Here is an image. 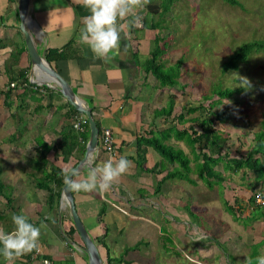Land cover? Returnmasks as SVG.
<instances>
[{"label": "crops", "instance_id": "obj_1", "mask_svg": "<svg viewBox=\"0 0 264 264\" xmlns=\"http://www.w3.org/2000/svg\"><path fill=\"white\" fill-rule=\"evenodd\" d=\"M150 2L148 6L145 0H137L133 12L140 15L143 9L142 18L154 21L156 5ZM19 3L0 0V227L11 231L15 227L12 213L23 212L41 228L39 248L16 257L13 264H89L83 241L73 231L63 192L51 207L45 190L38 188L43 168L55 166L58 173L69 172L85 153L81 156L74 138L82 135L72 126V104L31 61L20 27ZM88 15L83 0H29L26 27L39 54L70 84L84 106L95 107L100 129L108 128L113 134L114 150L106 151L98 141L79 169L80 178L112 157L123 154L132 162L104 192L72 191L103 263L109 264L112 257L111 264H248L249 260L256 264L255 257L264 254V206L254 203V192L250 196L238 191L232 201L220 192L221 207L210 204L207 195L193 193L192 183L186 180L169 178L163 188L159 183L166 170L156 168L161 156L152 147H148L144 166L155 167L154 172L137 168V138L153 125L146 110H153L147 98L152 97L154 87L141 63L154 46L156 30L134 27L130 14L118 21L122 25L119 46L98 57L79 38ZM16 47L23 50L10 62ZM49 49L57 50L62 58L48 61ZM8 64L16 77L18 71L27 70L30 84L20 79L9 89ZM89 138L90 132L80 144L87 146ZM41 144L50 148L39 168L34 161ZM250 177L242 186L246 191H250L247 183L255 184L252 172ZM103 205L106 209L100 219ZM199 234L203 238L194 239ZM99 237H103L101 242H97ZM0 264H6L2 254Z\"/></svg>", "mask_w": 264, "mask_h": 264}, {"label": "rangeland", "instance_id": "obj_2", "mask_svg": "<svg viewBox=\"0 0 264 264\" xmlns=\"http://www.w3.org/2000/svg\"><path fill=\"white\" fill-rule=\"evenodd\" d=\"M145 1L149 6L150 0ZM237 1L239 5L226 0H174L169 11L160 16L163 0H151L156 5L153 8L156 15L153 16L161 22L159 29L155 30L162 37L160 43L165 48L163 57L166 63L182 59L179 81L183 87H159L152 75L149 74L147 78L154 87L152 97L147 98L150 110L154 106L165 105L170 93L176 95L175 113L180 112L183 106H200L195 113L186 114L188 118H214L218 110L230 108V117L224 122L216 120L215 127L226 137L224 151L231 156L247 153L254 143V133L261 128L264 118V51H253L247 61L239 63L237 69H223L229 56L242 44L264 40V0ZM146 9L149 10L148 7ZM144 11L139 10L140 15L145 17ZM240 77H247L251 87H243L239 82ZM214 87L244 90L230 98L218 95L206 98L205 95ZM147 110L149 120L153 115L152 110ZM164 126V118L158 117L149 129ZM169 142L181 146L192 157L190 147L183 141L172 139ZM216 168L222 170V165ZM250 173L243 170L239 173L227 171L224 173L225 180L208 187L196 172H192L191 177L196 181L191 186L192 191L199 196L207 195L210 204L223 207V202L217 200L220 192L226 193L232 201L238 191L248 192L251 196L255 189L264 188V185L253 182L251 185L246 184L250 191L242 187L251 178ZM195 219L198 220L197 216Z\"/></svg>", "mask_w": 264, "mask_h": 264}, {"label": "trees", "instance_id": "obj_3", "mask_svg": "<svg viewBox=\"0 0 264 264\" xmlns=\"http://www.w3.org/2000/svg\"><path fill=\"white\" fill-rule=\"evenodd\" d=\"M226 1L231 4H240L237 0ZM173 2L174 0H163L161 3L162 10L159 15L161 16L169 11ZM160 26V20L154 19V21H149L147 17L144 18L143 28L151 27L153 29H159ZM161 40L162 37L158 33L149 56L141 63V68L158 81L159 87H183L179 81L183 65L182 59L179 58L176 62L167 64L163 57L165 48L161 45ZM24 48L25 46L23 45V49ZM23 49L16 47L12 53L10 62L16 61ZM253 51H264V40H252L242 44L229 56L228 60L223 65V69H237L239 63L247 61L249 55ZM58 58H62V55L58 53L57 50L49 49L47 51L46 59L48 61ZM7 73L10 80L8 85L9 89H12L10 83L20 79V82L24 85L26 84L27 86V84H30L27 70L18 71V76L16 77L8 64ZM242 90H244V88L234 89L230 87H214L209 94L205 95V97L209 98L212 95H218L221 98H230L236 92ZM5 95L7 96L8 92L5 93ZM70 107L72 108L73 116L75 114H84L73 105H70ZM89 108L92 112L95 111L93 105H90ZM175 108L176 95L174 93L168 95L165 105L161 107H153V122L154 119L163 117L165 126L162 129L151 128L150 131L146 133L147 135L141 134L138 136L136 164L139 170L147 173L154 172L155 167L148 169L144 166L148 147H152L161 156L160 162L156 164V168H160L161 172L162 170H166L165 175H163V178L159 183L160 186H162L163 182L169 178L186 180L194 184L196 181L191 177V173L196 172L208 187H212L216 182L226 179L225 172L239 173L242 172V170L245 173L246 171H251L254 174L255 184L264 185V118L261 121V128L254 133V143L247 153L240 156H231L229 152L224 151L226 137H223L219 129L215 127L216 120L224 122L230 117L232 113L230 108L218 110L215 113L214 118L201 116L187 117L186 114L195 113L200 109V106H183L178 113H175ZM96 122L100 127L99 122L97 120ZM187 123H189V125H186ZM18 126L21 128L19 123ZM85 129V133H79L84 140L88 137L90 132L89 121L87 122ZM74 138L80 146L79 149L82 156L86 150V142L80 144L81 138L79 139L78 134H75ZM172 139L183 141L188 147H190L192 157L181 146L169 142ZM49 148V145L41 144V148L38 150V157L34 161L35 166L39 168L41 167L42 159L45 160L46 151L49 150ZM219 164L222 165V170L216 168ZM58 170L59 169L55 166H51L50 169L43 168V181L41 185H38V188L44 189L47 193V202L51 207H54L57 204L64 185V178L68 173V171H59V173H61L59 174ZM105 209L106 205H103L99 213L100 219ZM76 230L77 229L74 226L73 231ZM102 239L103 237H99L97 242H101ZM113 260L112 257H109L108 263L111 264Z\"/></svg>", "mask_w": 264, "mask_h": 264}, {"label": "clouds", "instance_id": "obj_4", "mask_svg": "<svg viewBox=\"0 0 264 264\" xmlns=\"http://www.w3.org/2000/svg\"><path fill=\"white\" fill-rule=\"evenodd\" d=\"M90 15L85 17L84 25L80 30V41L87 44L98 57H104L119 46L121 38L120 19L132 16L131 23H142L141 16L133 12L137 0H83ZM240 84L251 87L247 77L239 78ZM127 155L119 158L107 159L102 166L92 167L88 175L80 178L79 169L69 170L65 176V183L70 191L97 190L104 192L111 188L113 182L131 165ZM257 200H264V191H256ZM12 220L15 227L11 231L0 227V254L5 258L6 264H13L16 257L40 246L41 228L31 222L23 212H13ZM202 234L194 239H202ZM256 264H264V254L255 257ZM251 264V260L248 261Z\"/></svg>", "mask_w": 264, "mask_h": 264}, {"label": "water", "instance_id": "obj_5", "mask_svg": "<svg viewBox=\"0 0 264 264\" xmlns=\"http://www.w3.org/2000/svg\"><path fill=\"white\" fill-rule=\"evenodd\" d=\"M28 4L29 0H20L19 3V10H20V17H21V29L24 33L25 43L27 49L29 51L32 63L40 68L42 71L46 72L50 77L51 80L55 81L62 94L66 97V99L79 111L83 112L89 121L90 126V138L88 144L86 146V151L84 157L79 161V163L74 166L72 169H80L86 160L88 159L89 154L96 148L98 141H99V134H100V127L98 126L96 119L94 118L93 112L89 107H86L82 104L80 99L75 95L72 87L70 84L62 78L58 72H56L53 68L49 66V64L45 61V59L39 54L37 51L31 35L26 27V18L28 13ZM71 169V170H72ZM68 174V173H67ZM63 195L68 202L70 207L71 215L73 223L83 241L84 250L89 256V264H104L98 246L94 239L89 234L87 228L85 227L83 221L81 220L78 211L76 209L75 199L72 191H70L64 182L63 185Z\"/></svg>", "mask_w": 264, "mask_h": 264}, {"label": "built area", "instance_id": "obj_6", "mask_svg": "<svg viewBox=\"0 0 264 264\" xmlns=\"http://www.w3.org/2000/svg\"><path fill=\"white\" fill-rule=\"evenodd\" d=\"M141 19H142V23H140L139 25L133 24L134 27L143 28L144 19L142 18V16H141ZM10 85L14 86L15 83L12 82V83H10ZM87 122H88V118L85 114H75L73 117L72 125L76 131L82 133L85 130ZM99 141L101 142L103 148L106 151L112 152L114 150V137H113V134H112L110 129L103 128L101 130V133L99 134ZM257 190H255L253 193V201L256 205L263 207L264 206V200H261V201L257 200V195H256ZM259 190L264 191V188H259Z\"/></svg>", "mask_w": 264, "mask_h": 264}]
</instances>
